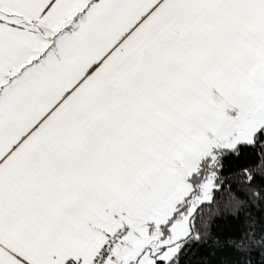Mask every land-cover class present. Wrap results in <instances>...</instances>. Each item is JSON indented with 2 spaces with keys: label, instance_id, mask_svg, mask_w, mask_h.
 Here are the masks:
<instances>
[{
  "label": "snow or ice",
  "instance_id": "1",
  "mask_svg": "<svg viewBox=\"0 0 264 264\" xmlns=\"http://www.w3.org/2000/svg\"><path fill=\"white\" fill-rule=\"evenodd\" d=\"M0 264H264V0H0Z\"/></svg>",
  "mask_w": 264,
  "mask_h": 264
}]
</instances>
